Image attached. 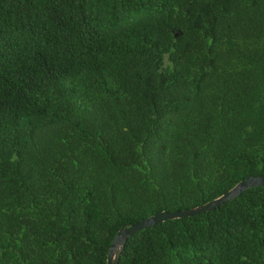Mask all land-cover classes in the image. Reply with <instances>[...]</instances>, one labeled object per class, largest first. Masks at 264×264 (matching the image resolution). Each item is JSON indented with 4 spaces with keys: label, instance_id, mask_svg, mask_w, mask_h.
<instances>
[{
    "label": "trees",
    "instance_id": "1",
    "mask_svg": "<svg viewBox=\"0 0 264 264\" xmlns=\"http://www.w3.org/2000/svg\"><path fill=\"white\" fill-rule=\"evenodd\" d=\"M0 141V264H108L264 176V0H0ZM119 264H264V184Z\"/></svg>",
    "mask_w": 264,
    "mask_h": 264
},
{
    "label": "water",
    "instance_id": "2",
    "mask_svg": "<svg viewBox=\"0 0 264 264\" xmlns=\"http://www.w3.org/2000/svg\"><path fill=\"white\" fill-rule=\"evenodd\" d=\"M262 184H264V176H249L240 183V186L238 188H234L233 190L227 192L219 199L209 202L201 207L187 209V210H177V211L165 210L153 216L139 220L131 224L130 226L121 229L118 237L115 239V241L112 244L111 253L109 254V258H108V264H119L121 249L123 248L127 240L137 232H140L150 226H155L156 224L167 221L169 219L192 216L195 214H199L211 210L213 208H216L217 206H221L222 204L231 201L246 189Z\"/></svg>",
    "mask_w": 264,
    "mask_h": 264
},
{
    "label": "rangeland",
    "instance_id": "3",
    "mask_svg": "<svg viewBox=\"0 0 264 264\" xmlns=\"http://www.w3.org/2000/svg\"><path fill=\"white\" fill-rule=\"evenodd\" d=\"M167 66H172V62L170 61L169 59V55L167 54L166 57H165V64H164V67H167ZM5 145L6 143L4 141H0V160L2 159V153H3V150L5 148ZM12 158H16V153L13 152ZM240 186V183L236 185L235 188H238Z\"/></svg>",
    "mask_w": 264,
    "mask_h": 264
}]
</instances>
